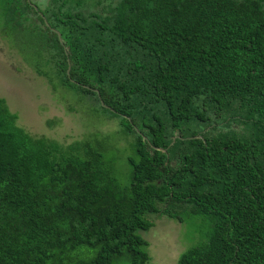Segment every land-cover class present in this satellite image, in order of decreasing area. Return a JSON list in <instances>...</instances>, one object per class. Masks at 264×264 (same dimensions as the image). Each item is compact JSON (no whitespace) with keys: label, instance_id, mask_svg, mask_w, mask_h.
<instances>
[{"label":"trees","instance_id":"16d2710c","mask_svg":"<svg viewBox=\"0 0 264 264\" xmlns=\"http://www.w3.org/2000/svg\"><path fill=\"white\" fill-rule=\"evenodd\" d=\"M79 6L50 0L24 31L119 130L33 136L0 98V264H149V215L208 221L177 264H264V0ZM28 7L0 0L6 28Z\"/></svg>","mask_w":264,"mask_h":264},{"label":"rangeland","instance_id":"374dc122","mask_svg":"<svg viewBox=\"0 0 264 264\" xmlns=\"http://www.w3.org/2000/svg\"><path fill=\"white\" fill-rule=\"evenodd\" d=\"M33 1L44 8L50 0ZM116 1L70 0V5L78 3L82 11L100 13ZM40 42L41 37L36 38L24 29L9 30L0 17V98L16 114L17 125L33 136H46L63 144L91 132L119 130L118 120L103 113L94 98H84L62 85L47 56L51 51L45 44H42L44 49L41 48ZM233 127L239 128L236 124ZM130 153L129 147L120 153L111 152V156L118 157L117 177L122 182L128 180L126 156ZM148 218L154 225L140 234L149 242V264H177L181 254L200 243L209 229L208 221L201 216H188L183 222L159 215Z\"/></svg>","mask_w":264,"mask_h":264},{"label":"flooded vegetation","instance_id":"af4514ba","mask_svg":"<svg viewBox=\"0 0 264 264\" xmlns=\"http://www.w3.org/2000/svg\"><path fill=\"white\" fill-rule=\"evenodd\" d=\"M23 2H27L29 4V7L24 10V13L18 15L17 21L18 23V28L23 30V29H29V30H41V31H46V26L42 24L40 21L38 15L41 14V11L45 8H42L37 1L33 0H22ZM19 14V13H18ZM42 24V27L38 24ZM15 24V22H14ZM51 30H54V28H51Z\"/></svg>","mask_w":264,"mask_h":264},{"label":"water","instance_id":"95a60500","mask_svg":"<svg viewBox=\"0 0 264 264\" xmlns=\"http://www.w3.org/2000/svg\"><path fill=\"white\" fill-rule=\"evenodd\" d=\"M175 139V138H174Z\"/></svg>","mask_w":264,"mask_h":264}]
</instances>
